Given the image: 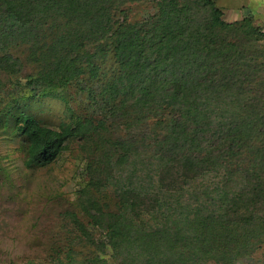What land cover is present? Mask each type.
I'll list each match as a JSON object with an SVG mask.
<instances>
[{"label": "trees", "instance_id": "obj_1", "mask_svg": "<svg viewBox=\"0 0 264 264\" xmlns=\"http://www.w3.org/2000/svg\"><path fill=\"white\" fill-rule=\"evenodd\" d=\"M143 4L154 12L136 19ZM223 14L214 0H0L9 78L34 97L92 82L103 113L53 130L18 112L28 163L116 130L90 166L92 225L72 215L57 264H236L264 247L262 33Z\"/></svg>", "mask_w": 264, "mask_h": 264}, {"label": "rangeland", "instance_id": "obj_2", "mask_svg": "<svg viewBox=\"0 0 264 264\" xmlns=\"http://www.w3.org/2000/svg\"><path fill=\"white\" fill-rule=\"evenodd\" d=\"M152 12L151 4H143L131 13L143 19ZM251 24L256 28L253 21ZM259 29L262 33L264 27ZM263 43L258 41L255 49L264 52ZM26 81L19 75L9 78L0 67V264H57L56 246L69 245L75 232L80 233L72 215L76 214L81 224L92 225L84 212L90 166L95 161L103 166V143L109 146L108 141L117 135L116 130L108 129L103 137L96 134L87 144H69L49 164L28 163V140L15 130L14 116L18 112H29L53 130L62 129L74 115L100 118L103 113L95 111L89 99L92 82L81 81L83 91L60 86L47 90L44 97H34ZM4 108H10L8 115ZM117 121L111 117L108 122ZM236 264H264V247Z\"/></svg>", "mask_w": 264, "mask_h": 264}, {"label": "crops", "instance_id": "obj_3", "mask_svg": "<svg viewBox=\"0 0 264 264\" xmlns=\"http://www.w3.org/2000/svg\"><path fill=\"white\" fill-rule=\"evenodd\" d=\"M214 2L222 9L224 20L236 22L248 19L253 21L256 27H264V0H214Z\"/></svg>", "mask_w": 264, "mask_h": 264}, {"label": "built area", "instance_id": "obj_4", "mask_svg": "<svg viewBox=\"0 0 264 264\" xmlns=\"http://www.w3.org/2000/svg\"><path fill=\"white\" fill-rule=\"evenodd\" d=\"M262 39L264 41V30H262Z\"/></svg>", "mask_w": 264, "mask_h": 264}]
</instances>
